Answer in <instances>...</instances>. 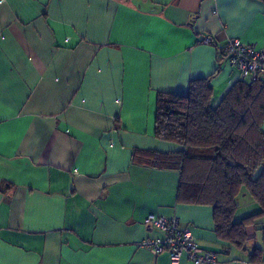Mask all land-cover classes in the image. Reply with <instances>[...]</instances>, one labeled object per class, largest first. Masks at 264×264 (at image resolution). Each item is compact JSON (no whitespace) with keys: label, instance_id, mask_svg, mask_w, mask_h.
I'll return each mask as SVG.
<instances>
[{"label":"crops","instance_id":"1","mask_svg":"<svg viewBox=\"0 0 264 264\" xmlns=\"http://www.w3.org/2000/svg\"><path fill=\"white\" fill-rule=\"evenodd\" d=\"M230 37L264 50V0H0V264H193L139 245L163 235L150 214L225 264H264L215 235L211 205L178 200V170L139 160L184 149L154 135L157 91L212 76L215 106L242 78Z\"/></svg>","mask_w":264,"mask_h":264},{"label":"trees","instance_id":"2","mask_svg":"<svg viewBox=\"0 0 264 264\" xmlns=\"http://www.w3.org/2000/svg\"><path fill=\"white\" fill-rule=\"evenodd\" d=\"M211 77L190 80L185 94L157 91L154 135L184 149L146 151L139 160L178 170V200L211 205L215 235L260 263L264 225L257 228L260 243L252 247L247 229L264 219V80L240 78L214 106ZM242 194L259 210L236 220Z\"/></svg>","mask_w":264,"mask_h":264},{"label":"built area","instance_id":"3","mask_svg":"<svg viewBox=\"0 0 264 264\" xmlns=\"http://www.w3.org/2000/svg\"><path fill=\"white\" fill-rule=\"evenodd\" d=\"M202 42L212 44V36L206 34ZM221 51L222 58L242 78L264 80V50L257 48L255 44H244L237 37H230ZM143 223L155 227L163 234L139 243L140 246L149 248L152 253L164 252L173 261L184 257L193 264H225L218 260L215 252L203 250L190 228L181 227L177 216L150 214L143 219Z\"/></svg>","mask_w":264,"mask_h":264},{"label":"rangeland","instance_id":"4","mask_svg":"<svg viewBox=\"0 0 264 264\" xmlns=\"http://www.w3.org/2000/svg\"><path fill=\"white\" fill-rule=\"evenodd\" d=\"M248 200H251L249 197H246ZM248 201H244V200H242V202H241V205H240V207H239V209L237 210V212H236V217L238 218V217H242V215L243 216H245V215H247V213H253L252 211H254L253 209H254V207L252 208V206H256V208H257V205H255V203L253 202V201H251L252 203L251 204H253V205H248V203H247ZM247 205H248V208H247ZM256 225H259V224H256ZM247 231H248V233L251 235V236H254V238L251 240V245H253V244H256L257 242V239L259 240V233H258V231H257V229H256V226H254V225H252V226H250L248 229H247ZM254 240H256V241H254ZM256 242V243H255Z\"/></svg>","mask_w":264,"mask_h":264}]
</instances>
